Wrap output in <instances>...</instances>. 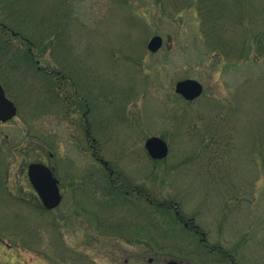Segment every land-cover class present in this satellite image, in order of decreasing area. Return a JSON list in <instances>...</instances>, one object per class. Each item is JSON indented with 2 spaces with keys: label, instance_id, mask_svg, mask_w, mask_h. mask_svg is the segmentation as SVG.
<instances>
[{
  "label": "rangeland",
  "instance_id": "1",
  "mask_svg": "<svg viewBox=\"0 0 264 264\" xmlns=\"http://www.w3.org/2000/svg\"><path fill=\"white\" fill-rule=\"evenodd\" d=\"M191 1L27 0L29 15L21 32L47 62L51 86L62 74L72 103L79 111L88 105L100 159L117 170V181L174 202L184 222L193 219L205 234L208 250L199 245L200 236L179 223L161 218V225L146 233L137 230L145 218L144 212L139 217L141 209L119 212L115 205L109 211L115 220L95 206V198L104 206L111 199L101 196L107 183L95 172L100 165L91 156L93 143L84 136L80 114L75 117L71 106L66 114L50 103L49 89H43L49 84L40 82L44 73L23 70L7 71L10 95L0 80L17 107V117L0 124L2 243L43 248L61 244L62 235L67 245L107 246L97 253L102 255L98 262L107 264L116 239L85 233L97 235L93 230L101 223H117V264H149L150 259L152 264H264V0L225 3L231 14L224 37L229 56L206 46ZM154 36L163 46L151 54L147 45ZM245 43L251 46L250 58ZM28 75L34 76L30 82ZM189 79L203 87L192 103L174 92L178 82ZM151 137L167 143V159L147 156L144 144ZM20 147L32 150L28 158ZM11 149L19 150L12 154ZM32 163L54 166L68 187L69 174L80 181L92 172L96 184L87 186V193L67 188L61 206L47 213L36 203L13 198L33 196L26 175ZM127 240L135 241L134 249ZM211 248L229 256L208 253ZM17 254L22 255L15 249L3 253L5 264H15ZM32 259L29 251L17 258Z\"/></svg>",
  "mask_w": 264,
  "mask_h": 264
},
{
  "label": "trees",
  "instance_id": "2",
  "mask_svg": "<svg viewBox=\"0 0 264 264\" xmlns=\"http://www.w3.org/2000/svg\"><path fill=\"white\" fill-rule=\"evenodd\" d=\"M25 1L27 0H0V80L3 86L5 87L7 94L10 95V85L6 83V79L8 78L7 74H11L8 73L9 70L13 71L16 74H22L21 70H23L25 74L28 73L32 74L35 71L39 72V74L44 73L43 77L41 78L46 79V81L44 79H41L40 82H42L43 84L45 83V85L47 83L49 84V87H47L46 85V87H43V89L44 90L45 88H47V90L49 89V94L51 99L50 103L55 104L61 112L63 111L65 113L68 111L67 108L70 107L69 101L71 100L65 99L64 97L66 96L72 97V96H70L68 91L67 92L66 90L64 91V86L62 88V84L61 85L58 84L55 87L51 86V83H49L47 80L48 76L50 77L51 75L50 73L48 74L49 69L47 66V62H45V64L42 63L43 56L40 54V51L36 50V48L30 49L32 48V45H28L30 41L29 40L25 41L24 40L25 38L22 36L21 31H23L24 23H26L25 20L28 19L27 17L29 15L27 8L30 9V6L25 4ZM21 2H23L26 6L24 9L21 6ZM226 2L227 0H192L191 1L192 3L191 8L194 7L196 9V12L199 17L200 26H201L200 32L203 39L206 40V46L209 48L211 52L213 51L220 56L222 55L229 56L228 55L229 53L226 52V47H224V41H225L224 37L225 34L227 35L229 31L228 28L229 17L231 15L227 9V5L225 4ZM43 11L44 14L47 16V12H45V10ZM4 15L7 17V19L4 17ZM47 28H41V29H45V31H47ZM245 34H246L245 35V39H246L248 33ZM16 40L20 41L21 43H19ZM22 44L24 48L21 47ZM248 44L249 43H245L244 46L247 52H249L246 53L247 58H250L248 56H250L251 54V46H249ZM260 56L262 55L260 54ZM4 58L6 59L5 66L1 65V59L4 60ZM58 75L59 77H61V81L64 80L65 76H63L62 74H58ZM33 77H34L33 75H28L25 78V81H28L29 78L28 82H30V80H32ZM35 90L38 91L40 89H37L35 87ZM61 91L64 93V95L60 94ZM74 96L78 98L75 92H74ZM84 102L88 103V100L85 99ZM72 104H74L76 111H79L76 102L74 101ZM87 108L88 105L87 106L85 105V110L82 109V111L80 110L79 112L84 113L87 110ZM92 143L94 149L98 150L100 148L99 144L96 141ZM20 149L23 150L22 152L25 153V156H27L26 158L29 157L30 151L32 152V150H26L25 148L22 149L20 147ZM15 150H19V149H15ZM15 150L11 149L10 151L12 154L13 152L14 153L18 152ZM108 167L110 170H112L113 168L110 164H108ZM103 179H105L107 183L105 186L106 189L105 191L110 190L111 192L109 194H104L105 193L104 191V193H102L101 196L113 197L116 200L117 205L119 206V212L120 209H125L129 213L130 212L134 213L135 207L141 209V213L139 217H141L142 212H144L145 218L142 220L140 224H137L138 226L137 230L142 232L146 230L147 232V230H151L152 226L157 224L158 220L161 218H165L166 223L167 221L168 222L172 221L174 222V225L178 224V220H180L181 217L178 218L174 214V209L176 207V204L174 202L167 200L166 201L158 200L151 193L150 195H148L150 196L151 199L150 203L147 201H141L140 199L138 200V196L139 195L141 196V192L140 194L136 193V191H140L138 187H134L132 185L127 184L125 187L121 185L115 188L116 183L113 182H117V180H119V177L118 176L110 177V175L105 170H103ZM133 190H136L134 194L132 193ZM127 191L130 192L129 195L125 194V192ZM128 198H135V201L128 202L127 201ZM136 222H139V220L136 219ZM159 225L161 224H157V226ZM146 226H148V228ZM194 236L198 237L195 234ZM204 240L205 239L201 237V241H198V243L200 242L199 245L206 248L207 246L203 244L205 242ZM214 250L215 251L218 250L216 254L222 255L224 258L229 256L228 255L229 252L220 251L219 248H211L209 249L208 253H212Z\"/></svg>",
  "mask_w": 264,
  "mask_h": 264
},
{
  "label": "flooded vegetation",
  "instance_id": "3",
  "mask_svg": "<svg viewBox=\"0 0 264 264\" xmlns=\"http://www.w3.org/2000/svg\"><path fill=\"white\" fill-rule=\"evenodd\" d=\"M53 74H58V72H54ZM60 81H61V77H59V81H58L59 83L58 84H60V85L62 84V88H63V83H62L63 80L61 82ZM64 81H65V78H64ZM64 98L70 99V100L73 99L72 97H68V96H66ZM69 102H70L71 108H68V109L71 112H73L74 115L78 114V113L80 114V117L83 121L82 123H80V127L82 126L84 136L87 139L91 140L92 142H95L97 139L96 138V131L93 129V126L90 124V121H89V115H90L91 111L86 110L84 113H81L78 111V113H77V111L74 107V104H72V101H69ZM66 114H68V111L66 112ZM75 117H76V115H75ZM91 156L94 158V160H97L99 162L100 167H96L97 170L95 171L97 174L98 173L103 174V170H105L110 175V177H116L115 174L117 173V170H114L113 168H112V170H110L108 165H106V163H104V161L102 159H100V157H101L100 156V148L98 150H96V149H94L93 146H91ZM50 159H52V156H50ZM48 168L53 173L54 178H56L59 182L58 188H59L60 195L62 197L61 204L64 200L63 198H64V194L67 191V188H71L73 193H77L78 190H82V191L87 193V191H88L87 186H90L92 183L96 184V182H92L91 177H94V174L92 172H90V175H89L90 177H88V175L85 176V179L80 177V179H81L80 181L76 180L77 178H75L74 174H72L73 176L71 174H69V176L66 178L69 180L67 183L70 186L68 187L67 185H62L63 184L62 179H60L61 177L59 178V176L57 175L56 168L54 166L48 165ZM113 183H116L115 188H117V186H121V185H123L124 187L126 186L121 181L120 182L117 181V182H113ZM29 184H30V182H29ZM30 187L33 190V196L26 197V198L25 197L20 198L17 196H13V198L17 199L18 201H22V202H29L32 204L36 203V204H38V209L40 208V210L42 211L43 210L42 202H41L40 198L38 197L37 193L32 188L31 184H30ZM135 191L136 190H133L132 193L134 194ZM110 192H111L110 190L109 191L107 190V191H105L104 194H109ZM112 192H114V191H112ZM140 192H141V196L140 195L138 196V200L140 199L141 201H147L150 203L151 199H150V196H148V195H150V192L148 190L136 191L137 194L138 193L140 194ZM125 194L129 195L130 192L127 191V192H125ZM103 198H104V200L108 199V198L111 199L110 203L108 204L109 206H104L103 200H102V202H99L100 200H98L97 198H95L96 201L93 200L94 205L97 206L98 208H100L101 210H102V208H104L106 211H108L106 213V216L108 218L111 216L115 219L116 214H112V215H110V214L113 213V212H111L114 209L112 207L117 205L116 200L113 197H105L104 196ZM127 201L133 202V201H135V198H128ZM61 204H60V206H61ZM110 208H112V210H110ZM57 209H54L53 211H55ZM53 211H45V212L50 213ZM109 211L111 213H109ZM174 214L178 218H180L182 216L180 214V211L178 210V207H175ZM68 219H70V218H68ZM70 220H72V219H70ZM115 220H117V219H115ZM178 223L183 225L184 226L183 228L185 230L193 232V234H195L197 236H201L203 238L205 237V234L200 232L198 226L195 225V222L193 219H190L189 222H184V219L180 218V220H178ZM116 225H117V223H112L111 225L107 224V223H101L100 228L93 230L94 232H96L97 235H93V234L88 235L85 233V237H87V236L88 237H91V236H93V237H95V236H101V237L108 236V237H114L116 239L114 241H116L117 243L114 246H109L110 254L107 256V261H108L107 264H117V261L119 259V257H115V253L120 250L119 249L120 246L118 244V242L120 240V236H119V230L117 229ZM148 231L149 230H147L146 233H148ZM131 232H132L131 233L132 235H134V236L136 235L135 230L134 231L132 230ZM61 237H62V235H60V240L62 242L61 244H59L57 246L56 245L55 246H47V247H43V248H40V246H35V247H29V246L25 247L23 245L9 246L7 244L2 243L3 241L0 238V264L6 263V261L3 260L4 255H2V254L10 252L12 249L13 250L15 249V251L21 253L22 255L26 251L31 252L33 259L36 260L37 264H42V262L46 263V261H48L49 264H101L98 262V259H99L98 257H100L102 255L97 254V253H101L102 248L107 247V246H103V247L99 246L100 247L99 248L97 246L89 245L86 243L81 245V246H72V245H67L65 242H64L65 243L64 244ZM127 242L129 243L130 247H132L134 249V247L136 246L135 241L133 240L131 242V240L130 241L127 240ZM92 249L95 250L96 254H92V255L87 254L88 251L92 250ZM58 253H60V255ZM22 255L17 254L15 264H33L34 263L33 259L31 260V262H21V260H17V258L19 259V257ZM126 263H128V261ZM152 263H153V260L150 259L149 264H152Z\"/></svg>",
  "mask_w": 264,
  "mask_h": 264
},
{
  "label": "water",
  "instance_id": "4",
  "mask_svg": "<svg viewBox=\"0 0 264 264\" xmlns=\"http://www.w3.org/2000/svg\"><path fill=\"white\" fill-rule=\"evenodd\" d=\"M163 46V39L160 36H154L150 39L147 50L151 54H156ZM174 92L187 102H193L203 93L202 85L195 80L180 81L175 85ZM17 116V107L11 101L0 83V124H6ZM147 156L153 161L165 160L169 155L167 143L159 137L148 138L144 144ZM27 175L29 182L38 197L40 198L44 209L51 211L56 209L62 201L58 188V180L54 178L50 169L40 163H33L28 166ZM167 264H179L176 261H169Z\"/></svg>",
  "mask_w": 264,
  "mask_h": 264
},
{
  "label": "bare ground",
  "instance_id": "5",
  "mask_svg": "<svg viewBox=\"0 0 264 264\" xmlns=\"http://www.w3.org/2000/svg\"><path fill=\"white\" fill-rule=\"evenodd\" d=\"M182 219H184V216H181Z\"/></svg>",
  "mask_w": 264,
  "mask_h": 264
}]
</instances>
